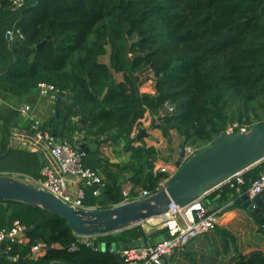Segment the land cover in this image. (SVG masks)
I'll return each mask as SVG.
<instances>
[{
    "label": "trees",
    "instance_id": "16d2710c",
    "mask_svg": "<svg viewBox=\"0 0 264 264\" xmlns=\"http://www.w3.org/2000/svg\"><path fill=\"white\" fill-rule=\"evenodd\" d=\"M14 1L0 0V91L25 95L38 91L41 81L54 83L60 94L73 98L72 105L92 112L88 119L98 136L129 143L126 149L131 156L125 168L136 171L134 181L150 193L162 186L167 174L154 170L153 146L132 144L136 138L131 133L145 111L160 113L169 103L172 109L160 116L159 127L166 135L176 129L182 144L198 148L234 121L251 125L264 119L256 113L259 117L253 120L247 109L252 102L255 112L257 107L264 111V0ZM8 29L21 34L30 46L48 34L51 38L24 54L20 47L14 50L18 45L10 46L17 39L7 38ZM105 55L108 60L102 58ZM145 70L153 72L154 93L135 90V72ZM118 71L124 73V80H115ZM234 104L238 107L233 112ZM48 121L42 129H48ZM0 127L5 133L0 158L12 157L16 167L8 168L40 178L38 152L12 148L9 126L3 122ZM112 127L115 131L109 132ZM262 171L264 160L243 172L245 181L239 188L223 183L220 190L203 197L204 203L216 199L225 203L231 193L238 196ZM121 192L120 178L111 174L104 191L94 195L89 188L83 203L108 207L119 202ZM19 204L25 207L16 210ZM9 206L14 207L11 222L18 219L27 227L39 223L26 232L29 242L10 243L8 253L22 258V264L51 260H59L53 264H122L113 252L80 242L61 216L18 201H10ZM0 207L5 213L1 201ZM253 212L264 231L261 217ZM145 234L137 224L99 240L129 242ZM38 240L60 247L35 259L29 253ZM74 243L77 247L71 250ZM230 264H264V250L239 254Z\"/></svg>",
    "mask_w": 264,
    "mask_h": 264
},
{
    "label": "water",
    "instance_id": "95a60500",
    "mask_svg": "<svg viewBox=\"0 0 264 264\" xmlns=\"http://www.w3.org/2000/svg\"><path fill=\"white\" fill-rule=\"evenodd\" d=\"M7 38L17 39V42L10 43L11 47L18 45L14 50L20 47L24 54H29L45 44L46 40L51 38V34L35 46L25 44L19 34L7 35ZM54 40L57 41L56 38ZM137 74L138 71H136V79H138ZM135 90L138 91V87H135ZM72 103L73 98L62 94L54 102L48 129L54 134L56 143L66 139L76 144L78 141L76 134L90 137L87 120L92 112H84L79 105L70 108ZM169 107V103L165 104L160 112L167 113ZM144 135L150 134L145 127H140L136 138L140 139ZM95 143L98 144L99 139H96ZM78 147L86 149L85 142H80ZM38 156L43 164L42 153L38 152ZM263 159L264 119L254 122L247 130H222L216 138L206 146L198 148L185 161L182 162L180 158L174 160L177 165L176 171L156 191L131 200H126L121 192L119 202L108 207H78L23 175L0 173V201L7 208L5 228L9 230L11 223L12 208L8 203L18 201L28 204L29 207L45 209L61 216L75 234L92 237L93 246L97 248L100 236L131 228L153 217L163 216L168 211L171 200L184 206L198 198H203L210 190L223 184L233 175L248 170ZM247 190L248 187H244L242 193L236 197L231 193L228 199L225 198L227 199L225 203L220 199L219 205L222 204L223 208L239 205L250 212H257L263 221L264 229V212L261 211L264 206V189L252 196ZM100 191L103 192L104 187H101ZM38 225L39 223H36L24 227L22 232L31 231ZM167 236H169L167 226H161L157 232H152L151 236L145 234L129 242L115 240L104 241L101 244L105 251L113 252L122 264H126L120 252L122 248L156 244ZM8 242L9 238H5L0 243V264H15L11 262V255L4 250ZM51 248V243L48 242L46 252L48 253Z\"/></svg>",
    "mask_w": 264,
    "mask_h": 264
},
{
    "label": "crops",
    "instance_id": "0c3cea01",
    "mask_svg": "<svg viewBox=\"0 0 264 264\" xmlns=\"http://www.w3.org/2000/svg\"><path fill=\"white\" fill-rule=\"evenodd\" d=\"M114 78L117 81H122L124 80V73L122 71L115 72ZM138 78V90L140 93L143 94L155 92V90L153 89L154 81L152 77H144L143 75H139ZM106 90L107 88H104L102 90V97L105 94ZM0 96L4 99V103L0 105V124L5 122L10 128V136L8 140L10 146L12 148H24L30 151L34 150L36 152H41L44 158V162L47 161L48 157L50 156V149L45 146H41L38 148L35 147L32 135L33 119L28 115L23 114L20 110V106H22L23 104L30 105L31 114L45 123L49 120L50 115L53 112L54 101L50 100L46 96L39 95L37 91L25 95H14L3 93L0 91ZM75 106L76 105H72L70 106V108H74ZM256 113L260 117H264V111L258 107L256 108ZM161 115H163L161 112L152 113L149 110L145 111L144 115L138 119L139 124L135 126L131 135H135L136 138V134L140 127H145L150 135H144L140 139L136 138L132 144L134 146H153L157 151V157L154 161V170L159 171L157 167L166 166L168 171L173 173L177 169V165L174 163V160L180 158L181 148L183 145L182 138L176 129H171L170 133L167 135L163 133L162 129L159 127V124L161 122ZM87 130L90 134L89 138L81 134L75 135L78 139L77 143L75 144L76 146H78L80 142H85L86 144L85 150L87 151V155L84 158L85 164L100 171L104 175L105 179H107L111 174L117 175L120 178L122 188L124 184L127 183L132 186L133 190H143L144 188L142 187V185L134 181L135 177L137 176V172H133L130 169L125 168L129 163L131 156V152L126 149V146H128L129 143L126 144L123 140H118L117 142L113 143L111 139H105L104 135L98 136L96 134V127L90 124L89 119L87 120ZM111 131H115V128L112 127L109 132ZM96 139H99L98 144L95 143ZM4 140L5 133L2 127H0V147ZM0 172L29 175L28 173H24L21 171L11 170V168L8 167L0 170ZM81 186H83L82 182L73 178L68 179V188L73 195L76 194L77 189ZM221 186L222 185L215 187L207 194L215 189L220 190ZM88 189L89 188H86V191ZM219 195L220 193L217 194V197ZM208 205L212 208L223 206L222 204L219 205L218 199L208 200ZM86 206L96 207L95 205ZM15 207L16 210H18L24 208L25 206L19 204ZM11 208L13 212L14 207L12 206ZM222 212L221 223L214 230L205 232L192 238L182 248H177L173 253L164 257L162 264H230L237 258L239 254L247 253L253 249L264 250V231L255 234L250 231L246 233L242 231L240 232V230H238L239 223L242 222L241 219H243L245 213L248 212L246 208L237 205L230 208H222ZM6 221L7 210H5L4 213L0 207V224L4 222L5 226ZM140 224L142 225L146 234H149V236H151L152 232L156 231L155 228L157 227H147V225L143 223ZM24 226L27 227L26 225ZM220 230L224 231L227 239H233L232 244L231 242H229L230 245H222L220 243ZM24 235L25 240L19 243H27L30 241V238L26 235V233ZM80 238H88L93 242V238L89 236H80ZM104 241L110 240H99L97 247L98 249L104 250V247L101 244V242ZM38 242L43 241L38 240L36 243ZM254 243H257L258 247L250 249L249 246ZM51 247H60V245L58 243H52ZM29 254L32 258L36 259L39 256L47 254V252L45 248V250H42L38 254V256H36L31 249V252ZM11 258V262L15 264H22V258H18V256L12 255ZM55 262H59V260H51L44 263L53 264Z\"/></svg>",
    "mask_w": 264,
    "mask_h": 264
},
{
    "label": "built area",
    "instance_id": "2783aa9c",
    "mask_svg": "<svg viewBox=\"0 0 264 264\" xmlns=\"http://www.w3.org/2000/svg\"><path fill=\"white\" fill-rule=\"evenodd\" d=\"M17 0L14 2L16 3ZM21 2V0H20ZM13 31L8 29L6 35H13ZM20 37L22 35L20 34ZM129 55H131L129 53ZM38 94L46 96L52 101H56L60 95V89L52 82L41 81L38 83ZM4 103V99L0 96V105ZM172 107H169L171 110ZM20 110L23 114L28 115L33 119L32 135L34 145L36 148L45 146L50 149V156L47 161L43 163L41 169V177L36 179L29 175H23L31 181H35L41 187L50 190L65 201L78 206L89 207L83 203L86 197V188H91L94 195L101 193L100 188L104 187L106 179L104 175L85 164L84 158L87 155L85 149L79 148L75 144L68 142L66 139L62 142H55V136L49 129H42L43 122L34 117L30 112V105L23 104L20 106ZM247 123H239L234 121L229 124L226 130L234 131L237 129L247 130L249 128ZM198 147L192 143H185L182 145L180 159L185 161L191 156ZM158 170L167 173L161 181L164 185L165 181L171 176L172 172H169L166 166L157 167ZM244 172V171H243ZM239 172L224 183H228L231 187L239 188V185L244 183V174ZM73 178L82 182L83 186L77 189L75 195H73L68 188V179ZM222 185V184H221ZM220 186V185H219ZM264 189V171L260 172L258 176L253 179L248 186V193L252 196ZM132 186L125 183L122 188V193L126 200L139 198L149 194L146 189L139 190L134 189L132 193ZM222 208H212L208 204L204 203L203 198H198L184 206H180L174 200L169 202L168 211L159 218L162 217V226H167L169 236L162 241L152 245L142 246H126L120 250L126 264H162L164 257L173 253L177 248H182L192 238L205 232L214 230L220 223L222 218ZM150 221V219L146 220ZM144 224V221L141 222ZM140 224V223H139ZM25 226L15 219L10 223L9 230H6L5 226L0 227V243L5 238H9V242L5 246V251L11 248L12 242H22L25 240V233L22 232ZM161 227L157 226L156 230ZM84 237V236H81ZM87 237V236H86ZM79 241L86 243V245H92V240L86 238H80ZM47 243L38 242L31 246L32 251L36 256L45 250ZM77 243L70 246L71 250L76 249Z\"/></svg>",
    "mask_w": 264,
    "mask_h": 264
},
{
    "label": "rangeland",
    "instance_id": "374dc122",
    "mask_svg": "<svg viewBox=\"0 0 264 264\" xmlns=\"http://www.w3.org/2000/svg\"><path fill=\"white\" fill-rule=\"evenodd\" d=\"M131 39L132 38H129L128 43L130 42ZM102 58L108 60V55H105ZM137 75L138 76L139 75H143L144 77L145 76L146 77L150 76V77H152V79L154 81L153 72H151L150 70H145V71H143V72H141V73H139ZM153 89L155 90L154 87H153ZM237 107H238V105L234 104L233 112H234V108L236 109ZM247 109L250 112V115L253 118V120L258 119L259 116H257V114H256V112L254 110V105L252 104V102L249 103ZM234 117H235L234 119L236 120V116H234ZM15 165L16 164L14 162V159H12V157H10V158L8 157L7 159L0 158V170H2L4 168H7V167H16ZM0 173H2V172H0ZM241 220H242V222L239 223V229H238V230H240V232L242 231V232L248 233L250 231V232H253L255 234L263 232L261 230V224L257 220L256 215H255L254 212H250V211L246 212L244 217H243V219H241ZM161 223H162V217L161 218L153 217V218L150 219V221H144V224L147 225V227H148V225L150 227L151 226H154V227L162 226ZM155 230H156V228H155ZM219 236H220L219 241H220V243L222 245H230L229 242H231V244H232L233 239L232 238L230 240L227 239V237L225 236V233H224L223 230L219 231ZM249 247H250V249L257 248L258 244L254 243V244L250 245Z\"/></svg>",
    "mask_w": 264,
    "mask_h": 264
},
{
    "label": "bare ground",
    "instance_id": "6f19581e",
    "mask_svg": "<svg viewBox=\"0 0 264 264\" xmlns=\"http://www.w3.org/2000/svg\"><path fill=\"white\" fill-rule=\"evenodd\" d=\"M149 226V225H148Z\"/></svg>",
    "mask_w": 264,
    "mask_h": 264
},
{
    "label": "flooded vegetation",
    "instance_id": "af4514ba",
    "mask_svg": "<svg viewBox=\"0 0 264 264\" xmlns=\"http://www.w3.org/2000/svg\"><path fill=\"white\" fill-rule=\"evenodd\" d=\"M264 208V207H263Z\"/></svg>",
    "mask_w": 264,
    "mask_h": 264
}]
</instances>
